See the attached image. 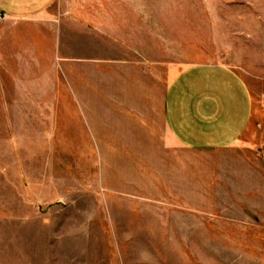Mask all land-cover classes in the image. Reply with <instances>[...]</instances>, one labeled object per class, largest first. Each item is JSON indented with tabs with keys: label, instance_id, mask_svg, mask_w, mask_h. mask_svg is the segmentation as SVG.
Masks as SVG:
<instances>
[{
	"label": "rangeland",
	"instance_id": "obj_1",
	"mask_svg": "<svg viewBox=\"0 0 264 264\" xmlns=\"http://www.w3.org/2000/svg\"><path fill=\"white\" fill-rule=\"evenodd\" d=\"M49 15L43 69L34 56L0 105V264H264V0H56ZM134 50L210 65L187 83L232 100L233 142L125 145L106 106L129 75L88 65Z\"/></svg>",
	"mask_w": 264,
	"mask_h": 264
},
{
	"label": "crops",
	"instance_id": "obj_2",
	"mask_svg": "<svg viewBox=\"0 0 264 264\" xmlns=\"http://www.w3.org/2000/svg\"><path fill=\"white\" fill-rule=\"evenodd\" d=\"M55 1L0 0V105L17 104L18 82L24 79L20 73L34 70V56L38 59L36 64L43 69V56L50 53L49 39L56 26L49 15V8ZM59 23L67 31L65 18H61ZM109 60L111 63L90 61L88 67L96 71L101 65L110 64L116 72L129 75L127 82L124 78L121 83L111 82L113 96H116L113 100L117 102L107 103L106 106L111 113L108 127L118 128L119 120H124L121 126L126 130L115 135H119L125 145L138 150L135 145L144 142L146 137L158 146V150L162 145L175 149L179 143L181 147L190 149H214L233 142L234 136L232 132H227L225 123L227 113L232 114L226 105L232 104V100L211 95L208 87L194 92V87L187 83L188 71L210 67L207 63H179L175 59L161 57L145 60L140 50ZM78 67L82 65L78 64ZM147 68L151 70L150 82L146 80ZM162 69L166 70L163 95L162 79L157 73ZM74 72L76 74V69ZM118 92L125 94L117 98Z\"/></svg>",
	"mask_w": 264,
	"mask_h": 264
}]
</instances>
